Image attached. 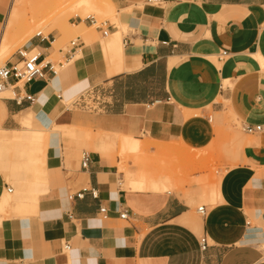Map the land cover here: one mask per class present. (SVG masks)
I'll list each match as a JSON object with an SVG mask.
<instances>
[{"label": "crops", "instance_id": "0c3cea01", "mask_svg": "<svg viewBox=\"0 0 264 264\" xmlns=\"http://www.w3.org/2000/svg\"><path fill=\"white\" fill-rule=\"evenodd\" d=\"M110 4L126 25L121 36L104 20L91 39L84 32L90 26L86 17L88 26L83 23L74 38L77 45L63 51L60 28L43 35L39 30L25 48L37 50L55 72L44 64V76L12 90L15 79L9 78L0 91L33 95L32 102L21 103L13 94L0 96V151L12 147L23 158L7 161L0 152V210L5 212L0 213V264H264V132L239 137L238 156L205 190L213 203L204 204L199 217L196 198L174 187L126 188L118 155L100 149L111 151L105 146L109 139H86L78 130L93 121L71 116L67 106L59 110L65 96L95 87L106 101L96 112L101 120L94 122L100 137L118 132L120 139H140L134 135L139 119L154 139L174 136L201 149L215 138V118L264 123V0ZM57 50L66 63L55 69L49 55ZM221 50L228 54L217 61ZM17 60L14 52L3 64ZM39 121L54 127L40 132ZM61 124L78 134L62 136ZM62 137L68 155L80 144L93 151L86 169L75 160L66 166L58 148ZM21 166L31 175L15 171L16 187L8 192L5 176ZM82 189V197L69 198ZM122 208L127 218L119 217ZM202 234L210 243L204 252L198 247Z\"/></svg>", "mask_w": 264, "mask_h": 264}, {"label": "rangeland", "instance_id": "374dc122", "mask_svg": "<svg viewBox=\"0 0 264 264\" xmlns=\"http://www.w3.org/2000/svg\"><path fill=\"white\" fill-rule=\"evenodd\" d=\"M40 0L28 1L24 5L17 6V11L19 13L25 12L28 16L26 21L21 23V27L25 30L31 27L34 23L32 20L31 14L36 10L37 4ZM77 0H67L66 2L59 3L58 8L62 10L61 15H57L48 25L40 28L43 32L49 31L53 24L62 28L64 23H85L83 19L86 17L92 16L98 22L109 20L111 23H114L117 27L115 33L118 36H121V33L126 28V25L123 24L121 17L117 14L115 8L108 1L106 5L98 3L93 7H85V5H77ZM10 0H0V33L3 28V23L5 15L7 13ZM123 12H127L128 9H122ZM40 15V14H39ZM80 19V20H79ZM79 20V21H78ZM77 21V22H76ZM124 21V20H123ZM86 24V23H85ZM86 26H88L86 24ZM38 30V27H34ZM35 30V31H37ZM83 30L82 27L73 28V30L64 37H62L61 42L59 43V48L63 51L67 50L70 46V41L75 38L76 35L81 34ZM92 30V31H91ZM91 33V39L95 34L94 26H88L84 29V32ZM32 35H35V32L32 30ZM54 34V33H53ZM24 34L20 36L19 39L10 42L7 45L8 48L0 56V66L3 65L5 60L18 49L25 47V43L29 40L30 37H24ZM24 40V41H23ZM51 61L54 64V68L58 69V62H61L62 65L65 64V60L62 57V52L58 50L55 52H50L49 55ZM3 95H12L9 93H0V96ZM58 96V95H57ZM72 98V96H65L63 101H61L59 110L64 106H67V102ZM68 111L71 116L78 115L84 117L85 120L93 121L84 122L80 126L86 130L79 129L78 131L84 133L83 137L86 139H93L98 137L101 139H109L106 142V147H109L111 151L106 148H100L106 153L111 155H118V171L121 174L120 178L123 179V184L126 188L131 189H150L157 191L165 190H180L183 192L184 196H193L195 199V206L201 204H210L213 203L210 200H207L205 197V190L209 185H214L217 178L222 176L225 168L231 165L238 156V148L240 147L241 139L239 137L244 136L245 133L241 130L239 126V119L236 118H227V121H217L215 138L204 148H190L184 145L178 137H174L168 140H157L148 135V132L144 130L143 126L139 125V119L137 122V131L134 133L136 137H139V147L138 149H122V142L120 139V134L115 132L111 135H103L100 137L98 133V126L95 123H98L101 119V114L84 110L78 107H71L68 103ZM222 113V112H221ZM116 122H119L116 120ZM40 132H48L49 126L45 121H39L37 126ZM35 130V129H34ZM92 130V131H91ZM58 131L62 136H75L77 131L73 126L67 124H61L58 126ZM91 137V138H89ZM104 142V141H101ZM104 142V143H105ZM66 140L65 137L59 140V151L65 158L66 166H71V160H75L77 163L80 159L81 152L83 150L87 152H93L85 144H80L77 148L72 150V153L68 155V151L65 147ZM50 145H48V148ZM47 148V149H48ZM97 148V150H100ZM49 150V149H48ZM125 150V151H124ZM195 150V151H194ZM1 157L7 161H18L22 162L23 158L20 157L12 147L2 148ZM192 156V157H191ZM190 157V158H189ZM15 171H21V173L26 177H30L31 172L29 169H25L22 166L17 168H11L9 170V176H5L6 180L9 182V186L13 187L15 190L16 183L12 174ZM138 173H146L149 175L148 179H141L139 185L127 184L130 178L135 177ZM154 181V183L152 182ZM122 184V186H123ZM123 186V187H124ZM14 190L12 193H14ZM11 193V194H12ZM0 213H5L0 210ZM201 217L199 213L196 214ZM261 248L264 250V244L261 245Z\"/></svg>", "mask_w": 264, "mask_h": 264}, {"label": "built area", "instance_id": "2783aa9c", "mask_svg": "<svg viewBox=\"0 0 264 264\" xmlns=\"http://www.w3.org/2000/svg\"><path fill=\"white\" fill-rule=\"evenodd\" d=\"M148 2H156V0H147ZM89 20L90 26L93 25L95 29L101 28L104 21L98 22L94 17H87ZM104 35L107 34V30H102ZM37 36L40 33L36 34ZM72 46L77 45L76 41L73 39L70 41ZM16 53L19 56V60L15 62H9L8 64H3L0 66V91L4 90L5 87L8 86V79L14 78L15 82L12 84L9 89L20 87L24 82L30 81L36 77L44 76L43 65H48V68L55 72L52 68L53 65L46 61L43 65L41 64L40 54L37 50L31 49L27 50L25 47L18 49ZM228 54L226 50H221L216 54V60L222 61L224 57ZM14 100L17 103H21L23 100L28 102L33 101V95L29 93L22 92V94L16 95L13 93ZM72 107L82 108L84 110L97 112L103 109L106 101L100 95L99 91L95 87H89L87 89L82 90L80 93L74 95L70 101L68 102ZM239 126L241 130L245 133H258L264 132V123L251 124L247 122H239ZM90 162V152L83 150L81 152V156L79 159L80 167L86 169L89 166ZM12 190L11 186H8L7 191L10 192ZM86 190L82 189L74 194H70L69 198L73 196L82 197ZM89 192L92 197L97 196L96 189H89ZM197 212L203 216L205 214L204 204L198 205L196 208ZM99 212L101 213L102 218H107V210L104 206L99 207ZM120 218H127L128 211L125 208H122L119 211ZM210 246L209 239L205 234H202L198 238V247L200 252H204ZM64 248H68L67 245H64Z\"/></svg>", "mask_w": 264, "mask_h": 264}, {"label": "bare ground", "instance_id": "6f19581e", "mask_svg": "<svg viewBox=\"0 0 264 264\" xmlns=\"http://www.w3.org/2000/svg\"><path fill=\"white\" fill-rule=\"evenodd\" d=\"M28 1H32V0H10V4H9L7 13L5 15L4 23H3V28H2V31L0 33V56L3 54V52L6 50V48H8L7 45H9L10 42H13V41L19 39L21 34L23 35L25 32L24 37L26 39L32 35V33H33L32 30L34 32L41 30L40 28H42L45 25H48L57 15H61L63 13V11L59 10L58 4L66 2L67 0H40L37 4L36 10L31 14L32 20L34 19L33 25L31 27H29L28 29L24 30L21 27L22 25H21V23H19V21L25 22L26 19L28 18V16L25 12L19 13L17 11V6L24 5ZM108 1L110 2V0H77L76 3H77V5L83 4V5H85V7L89 6L91 8L94 5H96L97 2L101 3L103 5H106V4H108L107 3ZM77 26L83 27L84 25L82 23L78 24V25H75L73 23H69V24L64 23L62 28H61L62 35L58 38V41L61 42L62 37H64L65 34L71 32L73 30V28H76ZM34 27H38V30L34 29ZM54 27H58V26H55V24H53L50 28H54ZM35 30H37V31H35ZM10 45H11V43H10ZM256 56L259 59V55L257 54ZM43 61L41 63L42 65L45 63ZM259 62H261V61L259 60ZM261 63H262V66H264L263 65L264 62L262 61ZM68 102L66 104L67 107H68ZM139 140L140 139L134 138V137H127V136L122 137L121 138L122 149H127V150L128 149H134V150L138 149ZM148 178H149V175H147L146 173H138L135 177L130 178L128 180L127 184H134V185L138 186L139 181L141 179H148ZM152 182L154 183V181H152ZM7 203H8V195L5 197L4 207L7 205Z\"/></svg>", "mask_w": 264, "mask_h": 264}]
</instances>
